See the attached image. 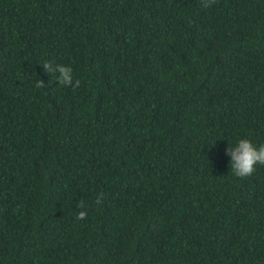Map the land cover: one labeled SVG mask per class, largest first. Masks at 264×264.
Masks as SVG:
<instances>
[{
    "label": "trees",
    "instance_id": "1",
    "mask_svg": "<svg viewBox=\"0 0 264 264\" xmlns=\"http://www.w3.org/2000/svg\"><path fill=\"white\" fill-rule=\"evenodd\" d=\"M245 138L264 145V0H0V264H264Z\"/></svg>",
    "mask_w": 264,
    "mask_h": 264
},
{
    "label": "clouds",
    "instance_id": "2",
    "mask_svg": "<svg viewBox=\"0 0 264 264\" xmlns=\"http://www.w3.org/2000/svg\"><path fill=\"white\" fill-rule=\"evenodd\" d=\"M216 3L217 0H201L202 7L205 9L212 7ZM42 66L46 73L56 75L59 85L73 89L80 87L81 81L74 79L73 70L70 66L53 64L51 61L45 62ZM36 86L44 87L45 84L42 80H38ZM227 154L231 156V173L241 179L251 177L256 172L258 165L264 166V145L257 147L247 138L240 139L235 147L230 145ZM103 201V195L96 198L97 205H101ZM77 206L81 209L85 208L83 201ZM76 218L78 220H85L87 218V211H80Z\"/></svg>",
    "mask_w": 264,
    "mask_h": 264
}]
</instances>
